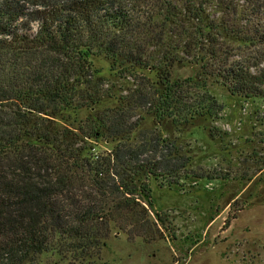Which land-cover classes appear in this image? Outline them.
I'll return each instance as SVG.
<instances>
[{"label": "trees", "instance_id": "trees-1", "mask_svg": "<svg viewBox=\"0 0 264 264\" xmlns=\"http://www.w3.org/2000/svg\"><path fill=\"white\" fill-rule=\"evenodd\" d=\"M210 78L264 100V0H0V264L153 238L148 178L189 174L168 127L213 134Z\"/></svg>", "mask_w": 264, "mask_h": 264}, {"label": "rangeland", "instance_id": "rangeland-1", "mask_svg": "<svg viewBox=\"0 0 264 264\" xmlns=\"http://www.w3.org/2000/svg\"><path fill=\"white\" fill-rule=\"evenodd\" d=\"M94 63L108 75V61L95 57ZM196 71L197 66L180 63L172 75L184 78ZM208 90L221 107L205 121L212 135L202 127L189 134L186 126L168 127L167 134L191 148L189 174L180 168L173 176L148 178L150 220L156 221V212L162 218L154 237L129 239L114 228L94 257L43 254L36 264H264V100L232 96L212 78ZM110 148L107 141L96 145L104 154Z\"/></svg>", "mask_w": 264, "mask_h": 264}]
</instances>
